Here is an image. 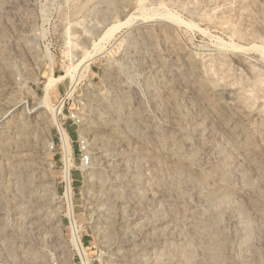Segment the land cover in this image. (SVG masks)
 <instances>
[{
  "label": "rangeland",
  "instance_id": "obj_1",
  "mask_svg": "<svg viewBox=\"0 0 264 264\" xmlns=\"http://www.w3.org/2000/svg\"><path fill=\"white\" fill-rule=\"evenodd\" d=\"M0 264H264V0H0Z\"/></svg>",
  "mask_w": 264,
  "mask_h": 264
},
{
  "label": "built area",
  "instance_id": "obj_2",
  "mask_svg": "<svg viewBox=\"0 0 264 264\" xmlns=\"http://www.w3.org/2000/svg\"><path fill=\"white\" fill-rule=\"evenodd\" d=\"M63 102H64V98L61 100V105L63 106ZM68 119L75 125H77L80 120L78 118L77 113L75 112H69L68 113ZM62 126V125H61ZM59 135V134H58ZM70 145L72 148V143L70 141ZM58 148L60 150V156H61V183H62V192H61V196L64 199V202L66 204L67 207V200H68V196H67V192H69V202H72V196L74 194V188H73V179L71 177V172L73 169H78L76 167V165L74 164V151L72 149V158H71V163L69 164L67 161L64 160L63 158V149H62V145L60 143V135H59V144H58ZM77 151L79 154V161H80V167L79 170H83V168H87L88 164H89V153L87 151V144L85 143V141L83 140H79L77 142ZM67 169V180L64 178V170Z\"/></svg>",
  "mask_w": 264,
  "mask_h": 264
},
{
  "label": "bare ground",
  "instance_id": "obj_3",
  "mask_svg": "<svg viewBox=\"0 0 264 264\" xmlns=\"http://www.w3.org/2000/svg\"><path fill=\"white\" fill-rule=\"evenodd\" d=\"M113 31V30H112ZM112 31H109V33H111ZM107 35V34H106ZM94 48V46H93ZM99 48V47H98ZM86 58V55L82 58V60L79 62L81 63L82 61H84ZM85 67H86V64H85ZM75 67H69L67 70H66V74L63 76V75H60L58 77H49L48 78V81L46 83V88H50V87H53L58 81H61L63 78H65L66 76H71V72H72V69H74ZM44 106H47V108H51L50 104L48 103V101L46 99H44L42 102H41ZM53 108H51L52 110ZM59 132L61 134V145L63 147V158L65 161H67L69 164H70V161H71V157H72V154H71V145H70V142H69V139L67 137V134H65V132L62 130V129H59ZM65 172H67V169L64 170V173L63 175L65 174Z\"/></svg>",
  "mask_w": 264,
  "mask_h": 264
}]
</instances>
